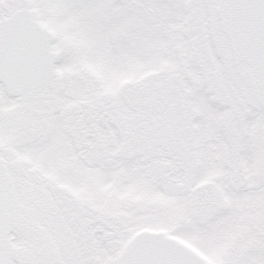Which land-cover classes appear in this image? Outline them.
Instances as JSON below:
<instances>
[{"label": "snow or ice", "instance_id": "snow-or-ice-1", "mask_svg": "<svg viewBox=\"0 0 264 264\" xmlns=\"http://www.w3.org/2000/svg\"><path fill=\"white\" fill-rule=\"evenodd\" d=\"M0 264H264V0H0Z\"/></svg>", "mask_w": 264, "mask_h": 264}]
</instances>
